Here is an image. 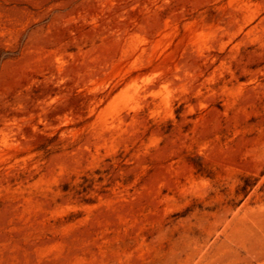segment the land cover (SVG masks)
<instances>
[{"label":"rangeland","instance_id":"rangeland-1","mask_svg":"<svg viewBox=\"0 0 264 264\" xmlns=\"http://www.w3.org/2000/svg\"><path fill=\"white\" fill-rule=\"evenodd\" d=\"M0 264H264V0H0Z\"/></svg>","mask_w":264,"mask_h":264}]
</instances>
